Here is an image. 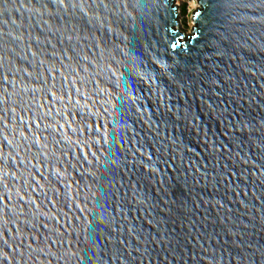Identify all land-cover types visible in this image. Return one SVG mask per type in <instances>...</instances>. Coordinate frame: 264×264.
<instances>
[{
    "label": "water",
    "instance_id": "1",
    "mask_svg": "<svg viewBox=\"0 0 264 264\" xmlns=\"http://www.w3.org/2000/svg\"><path fill=\"white\" fill-rule=\"evenodd\" d=\"M174 1L0 0V264H264V0Z\"/></svg>",
    "mask_w": 264,
    "mask_h": 264
},
{
    "label": "rangeland",
    "instance_id": "2",
    "mask_svg": "<svg viewBox=\"0 0 264 264\" xmlns=\"http://www.w3.org/2000/svg\"><path fill=\"white\" fill-rule=\"evenodd\" d=\"M178 11L179 31L189 34L194 24L191 20L193 12L197 8L196 0H175Z\"/></svg>",
    "mask_w": 264,
    "mask_h": 264
},
{
    "label": "snow or ice",
    "instance_id": "3",
    "mask_svg": "<svg viewBox=\"0 0 264 264\" xmlns=\"http://www.w3.org/2000/svg\"><path fill=\"white\" fill-rule=\"evenodd\" d=\"M197 15H199V13H197ZM178 42H179V41H177V43H178ZM172 47L175 48V47H176V44H173Z\"/></svg>",
    "mask_w": 264,
    "mask_h": 264
}]
</instances>
